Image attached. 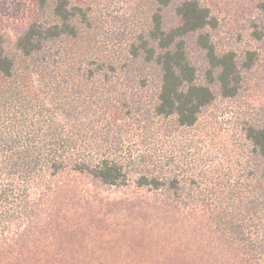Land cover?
Instances as JSON below:
<instances>
[{"label": "trees", "instance_id": "16d2710c", "mask_svg": "<svg viewBox=\"0 0 264 264\" xmlns=\"http://www.w3.org/2000/svg\"><path fill=\"white\" fill-rule=\"evenodd\" d=\"M121 1L131 22L103 21L98 0H25L24 24L0 30V264L63 262L56 241L94 205L76 206L73 176L173 197V235L210 240L215 263L264 264V109L240 126V172L208 159L200 127L253 53L217 51L199 0Z\"/></svg>", "mask_w": 264, "mask_h": 264}, {"label": "rangeland", "instance_id": "374dc122", "mask_svg": "<svg viewBox=\"0 0 264 264\" xmlns=\"http://www.w3.org/2000/svg\"><path fill=\"white\" fill-rule=\"evenodd\" d=\"M199 1L215 20V27L209 31L217 51H233L240 59L248 51L253 53L251 67L242 72L238 94L231 99L217 97L200 122V127L206 128L203 146L207 156L211 155L208 159L223 163L226 171L232 166L236 173L244 166L243 159L237 158L248 149L240 138V126L244 121L255 122L264 109V0ZM98 3L94 11L103 21L117 16L132 21L133 13L125 1ZM25 5V0H0L1 31L10 35L24 24L21 12ZM171 22L174 15L169 10L166 24ZM188 44L192 61L203 69L200 51L192 42ZM213 118L216 124L210 121ZM71 180L73 190L82 197L76 206L87 202L94 205L81 210L79 219H68L67 226L73 225L79 232L71 240L63 237L56 241L61 245L63 262L53 264H219L213 262L210 240L173 235V197L133 189H99L82 176ZM132 200L160 209L143 204L132 210Z\"/></svg>", "mask_w": 264, "mask_h": 264}]
</instances>
